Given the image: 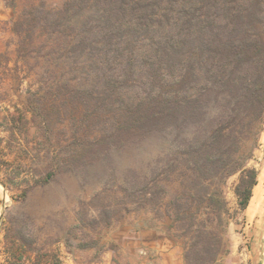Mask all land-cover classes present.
Wrapping results in <instances>:
<instances>
[{
  "label": "trees",
  "instance_id": "1",
  "mask_svg": "<svg viewBox=\"0 0 264 264\" xmlns=\"http://www.w3.org/2000/svg\"><path fill=\"white\" fill-rule=\"evenodd\" d=\"M36 27L64 48L71 76L51 73L48 89L8 114L11 134L25 135L31 114L46 147L53 121L83 107L82 129L101 133L92 148L152 146L146 168L121 186L123 207L168 219L186 264H217L232 220L249 214L264 181L248 166L264 132V0H68L38 10ZM237 174L233 213L223 186ZM52 175L28 181L20 198Z\"/></svg>",
  "mask_w": 264,
  "mask_h": 264
},
{
  "label": "rangeland",
  "instance_id": "2",
  "mask_svg": "<svg viewBox=\"0 0 264 264\" xmlns=\"http://www.w3.org/2000/svg\"><path fill=\"white\" fill-rule=\"evenodd\" d=\"M67 1L0 0V185L8 193L10 205L0 221V264L7 248L2 244L11 238L25 237L47 250H55L62 242L76 249L100 252L114 233L135 232L144 225L155 227L158 222L154 211L135 212L121 202V186L134 180L135 169L146 168L152 146L142 145L147 146L143 151L146 154L139 153L131 142L111 154L107 149L92 148V140L101 133L89 135L90 130L82 129L83 107L63 121H53L52 142H47L46 147L31 114L25 135L11 134L7 128L11 126L5 123L8 114L18 116L16 109H26L34 93L42 87L48 89L51 73L64 75V79L71 76V59L59 57L64 48L60 50L59 43L50 40L40 27L30 28L38 10L56 11L64 8ZM76 128L80 129L78 139L74 135ZM86 135L91 141L83 140ZM48 150L54 160L46 157ZM250 150L248 146L244 153ZM251 154L248 166L255 167L259 174L263 171L264 180V132ZM50 173V181L33 185L27 196L20 198L28 181L34 184ZM238 180L239 175H234L223 186L233 213L237 209L234 189ZM2 204L5 201L0 194V211ZM227 239L228 252L217 264H264V181L249 214L246 211L235 215Z\"/></svg>",
  "mask_w": 264,
  "mask_h": 264
},
{
  "label": "crops",
  "instance_id": "3",
  "mask_svg": "<svg viewBox=\"0 0 264 264\" xmlns=\"http://www.w3.org/2000/svg\"><path fill=\"white\" fill-rule=\"evenodd\" d=\"M156 221L161 223L157 225V222L155 227L144 225L135 232L114 233L100 252L76 249L62 242L55 244V250H47L36 243L26 250L20 239L11 238L2 244L7 247L2 264H55L54 257L59 258L60 264H186L183 243L173 237L170 221ZM20 256H23L21 261L18 260Z\"/></svg>",
  "mask_w": 264,
  "mask_h": 264
},
{
  "label": "bare ground",
  "instance_id": "4",
  "mask_svg": "<svg viewBox=\"0 0 264 264\" xmlns=\"http://www.w3.org/2000/svg\"><path fill=\"white\" fill-rule=\"evenodd\" d=\"M0 194L3 197L4 201H5V206L9 205V195L8 193L3 189V187L0 185ZM10 206V205H9ZM8 206V207H9ZM0 216H1V211H0ZM1 221V220H0Z\"/></svg>",
  "mask_w": 264,
  "mask_h": 264
},
{
  "label": "water",
  "instance_id": "5",
  "mask_svg": "<svg viewBox=\"0 0 264 264\" xmlns=\"http://www.w3.org/2000/svg\"><path fill=\"white\" fill-rule=\"evenodd\" d=\"M9 212V208L6 207L4 204L1 205V216L0 220H2L3 216H5Z\"/></svg>",
  "mask_w": 264,
  "mask_h": 264
}]
</instances>
